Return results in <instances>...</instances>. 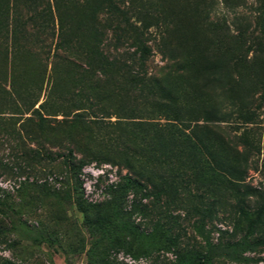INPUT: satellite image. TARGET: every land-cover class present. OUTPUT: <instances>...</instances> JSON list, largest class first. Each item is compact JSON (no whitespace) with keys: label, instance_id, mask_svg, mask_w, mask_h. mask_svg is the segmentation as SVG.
Instances as JSON below:
<instances>
[{"label":"rangeland","instance_id":"374dc122","mask_svg":"<svg viewBox=\"0 0 264 264\" xmlns=\"http://www.w3.org/2000/svg\"><path fill=\"white\" fill-rule=\"evenodd\" d=\"M263 19L0 0V264H264Z\"/></svg>","mask_w":264,"mask_h":264},{"label":"trees","instance_id":"16d2710c","mask_svg":"<svg viewBox=\"0 0 264 264\" xmlns=\"http://www.w3.org/2000/svg\"><path fill=\"white\" fill-rule=\"evenodd\" d=\"M262 24H263L262 26L264 28V19H263ZM144 54H146V52H145V49L143 48L142 53H140V56L144 55ZM61 57L65 58V60L67 59V60L73 62L72 59H70L66 56L61 55ZM54 156L60 157L63 160V162H65L68 165L70 171L73 173V175L75 176V178L78 181V189H79V193L81 195V192H82V188H81L82 182L80 181L81 165L76 161L72 150L68 149L65 152H58ZM235 170H236V172H238L241 175L245 172L244 166H242L241 164L240 165L237 164V166H235ZM243 186L246 187L245 185H243ZM252 190L258 191L257 189H252ZM205 245H206L205 251L203 253L199 254L197 257V262H196L197 264H202V263L208 262L212 257L217 255L218 252H221V251H219L217 246H215L213 243H211L208 239H206Z\"/></svg>","mask_w":264,"mask_h":264}]
</instances>
